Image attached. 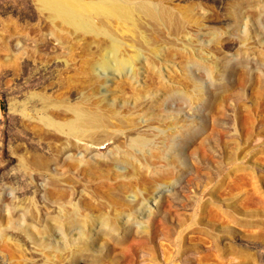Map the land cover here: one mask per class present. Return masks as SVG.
<instances>
[{"label":"rangeland","instance_id":"1","mask_svg":"<svg viewBox=\"0 0 264 264\" xmlns=\"http://www.w3.org/2000/svg\"><path fill=\"white\" fill-rule=\"evenodd\" d=\"M133 1L162 15L108 80L105 37L0 0V264H264V0Z\"/></svg>","mask_w":264,"mask_h":264},{"label":"bare ground","instance_id":"2","mask_svg":"<svg viewBox=\"0 0 264 264\" xmlns=\"http://www.w3.org/2000/svg\"><path fill=\"white\" fill-rule=\"evenodd\" d=\"M39 4L53 18L60 19L75 31L103 36L108 40V50L93 65L94 69H98L96 66L104 69V77L108 80L120 77L125 71L134 73L135 62L141 53L135 48L129 56L125 52V46L129 39L135 37L147 42L143 32L141 33L143 19L157 20L162 15L159 9L145 1L39 0ZM96 22L101 25L98 26ZM115 23L120 26L122 36L115 35L110 28ZM68 110L71 117L65 122L56 121L48 116H44L43 120L52 128L78 139L90 136L103 127L104 120L96 113L78 106H71ZM131 144L144 148L146 142L142 138H134Z\"/></svg>","mask_w":264,"mask_h":264}]
</instances>
